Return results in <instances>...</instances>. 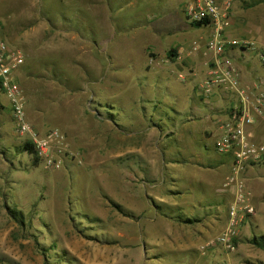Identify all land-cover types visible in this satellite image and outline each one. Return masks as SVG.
Masks as SVG:
<instances>
[{"label":"rangeland","instance_id":"374dc122","mask_svg":"<svg viewBox=\"0 0 264 264\" xmlns=\"http://www.w3.org/2000/svg\"><path fill=\"white\" fill-rule=\"evenodd\" d=\"M130 1L113 10L120 31L102 46L105 66L87 65L99 51L79 44L41 50L18 73L28 121L41 134L62 133L52 152L59 170L21 153L0 89V264H264V250L251 243L264 236V163L242 176L256 213L240 226L235 251L201 248L227 227L231 194L220 188L232 175L230 156L214 146L221 116L213 111L225 104H203L205 77L188 72L202 69L204 55L193 59L190 45L203 43L209 28L185 17L182 0ZM10 5L0 0L3 29L16 18ZM259 12L263 4L246 15ZM101 16L84 17L85 37L109 35ZM69 24L58 29L81 23ZM173 47L182 50L173 55ZM248 87L264 91V74ZM254 129L264 143L263 125Z\"/></svg>","mask_w":264,"mask_h":264},{"label":"built area","instance_id":"2783aa9c","mask_svg":"<svg viewBox=\"0 0 264 264\" xmlns=\"http://www.w3.org/2000/svg\"><path fill=\"white\" fill-rule=\"evenodd\" d=\"M232 2L233 0H182L185 17L193 24L202 23V27L210 30L203 43L191 42L189 54L193 59H198L202 53L204 55L203 62L207 65V72L199 89L207 104L211 105V100L225 104L222 109L224 117L219 120L220 132L214 146L219 154L231 158L232 175L220 188L223 194H231L228 224L215 241L201 247L203 250L220 244L228 251H235L234 241L240 226L256 213L251 203L252 193L242 176L246 174L248 167L264 163V143L258 141L253 133L256 125L264 127V91L258 87H247L243 83L242 73L227 51L231 46H238L264 65V44L248 40L230 42L227 39L226 32L231 27ZM25 61L24 51L7 43L0 24V88L10 104L15 135L23 143L34 146L45 169L59 170L61 164L52 152L54 144L62 141V133L52 129L41 134L26 115L25 95L18 80V73ZM178 76L181 80H186L183 73ZM224 93L232 95V98L224 96Z\"/></svg>","mask_w":264,"mask_h":264},{"label":"crops","instance_id":"0c3cea01","mask_svg":"<svg viewBox=\"0 0 264 264\" xmlns=\"http://www.w3.org/2000/svg\"><path fill=\"white\" fill-rule=\"evenodd\" d=\"M11 5L9 10L16 15V18H12L10 20L8 27L3 29L2 33L3 37L7 41V43L11 47H18L24 51L26 59L28 57L38 55L41 50L53 51L52 49H70L71 47H76L77 45L81 46V48H86L90 50H97L99 51V56L92 57L91 59H95L97 61H91L87 63V65H98V67L105 66L103 64L104 55L103 52V44L105 42L107 44L110 43L111 39H114L117 32L120 29L116 25V18L113 16V10L116 7L118 9L122 8L120 4V0H9ZM239 1V3H238ZM134 0H131L129 4H134ZM100 3V4H99ZM101 3H104L101 6ZM61 7L62 14L60 15L59 12L61 10H53V7ZM239 4V5H237ZM264 5V0H233L232 2V11H231V27L226 32V37L230 42L233 41H240V40H248L254 41L260 44H264V13L259 12L253 19L249 18L246 15V11L249 9H254L256 6ZM60 5V6H59ZM119 5V6H118ZM63 6L70 7L71 9L64 10ZM56 7V8H58ZM242 8L245 10V13L241 11L238 12V9ZM245 8V9H244ZM59 11V12H58ZM96 14L102 15L101 17L105 18L107 24H109L110 31L107 32V37L101 40L96 39L94 37L84 36V31H88L87 27L84 26V17L87 16H95ZM56 15H59L56 18ZM63 16V18H61ZM53 17V18H52ZM73 17L76 19L71 21ZM63 19V20H62ZM114 20V21H113ZM61 22L70 23V27L73 24H80L79 27H71L70 30L61 31L58 29ZM149 29L152 30V27L155 25L152 22L149 23ZM154 24V25H153ZM81 27V28H80ZM159 34L164 33H172L171 30H158ZM162 31V32H160ZM116 33V34H115ZM60 34L63 35L66 45L59 43L57 45L58 37ZM158 41V40H157ZM159 43V42H158ZM21 44L22 46H17ZM157 44V43H156ZM171 49V46H168ZM101 48V49H100ZM101 51H100V50ZM147 49V48H146ZM175 52H180L182 47H176ZM156 50V49H155ZM164 53H166L167 49H159ZM228 54L231 58L234 59L236 62L239 70L242 73L243 83L245 85L250 86L252 82L257 81L259 77H261L262 70L261 66L259 65L258 60L250 55L248 51L240 49L238 46H231L227 49ZM101 52V53H100ZM177 52L173 55H177ZM111 61V57L113 55H107ZM203 62V59L201 60ZM71 63V62H70ZM201 65V64H199ZM196 66L194 71H188L189 74L192 75L194 78L197 77L199 71L205 77L207 72V65L203 62L202 69L200 66ZM25 72L28 74L31 70H27L28 66H24ZM198 70V72H197ZM194 72V73H193ZM25 76H28V75ZM1 89V88H0ZM4 95V94H3ZM202 96V95H201ZM224 96H228V98H232V95L228 93H224ZM203 104H207L206 100H200ZM208 105V104H207ZM213 113H218L219 116L223 119L224 115L222 113V109H215ZM220 118V120H222ZM219 125V120H218ZM219 129V127H218ZM253 128V133L259 139L260 132H257ZM207 135L209 133L207 132ZM228 157V156H227ZM229 163H231V159L229 157ZM231 165V164H230Z\"/></svg>","mask_w":264,"mask_h":264},{"label":"trees","instance_id":"16d2710c","mask_svg":"<svg viewBox=\"0 0 264 264\" xmlns=\"http://www.w3.org/2000/svg\"><path fill=\"white\" fill-rule=\"evenodd\" d=\"M195 26L197 27H202V23H197V24H194ZM173 52V54H175V50H171ZM20 150L22 151L21 153H28V154H31L33 156V160L35 163H38L39 162V159L36 155V150L34 148V146L30 143H23V145L21 146ZM9 212L11 213V215H13V217L15 219L18 220V216H20L19 213H17V211L15 210H11L9 209ZM178 219V218H177ZM183 219V218H180L179 216V221ZM182 222H185V224H192L194 221L192 219H188V218H184L182 220ZM251 243L255 246H258L259 248L263 249L264 250V236H257V237H253L251 239Z\"/></svg>","mask_w":264,"mask_h":264}]
</instances>
